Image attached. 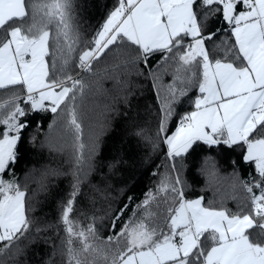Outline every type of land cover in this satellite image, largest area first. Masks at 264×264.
Returning a JSON list of instances; mask_svg holds the SVG:
<instances>
[{"label":"snow or ice","instance_id":"obj_1","mask_svg":"<svg viewBox=\"0 0 264 264\" xmlns=\"http://www.w3.org/2000/svg\"><path fill=\"white\" fill-rule=\"evenodd\" d=\"M213 7V14L222 8L226 31L234 38V43L226 39L215 46L223 49L215 59L206 46L221 31L208 26L206 10ZM157 54L162 73L150 65ZM101 61L114 78L120 69L144 75L142 63L154 87L167 74L169 61L175 65L153 145L154 150L167 147L164 172L122 226L129 205L115 214L106 239L101 235L104 217L73 218L82 178L93 169L98 148V138L90 146L84 143L79 102L88 87L84 74H96ZM197 80L194 110L182 115L169 135L173 104ZM121 84L127 87L126 80ZM0 91L7 96L0 101V264H20L19 241L35 226L26 190L15 178L4 179L18 162V143L29 126L22 118L30 111H50L56 118L49 128L63 120L65 134L73 139L74 183L57 223L64 236L52 253L59 252L60 264H264V222L257 224V219L264 221V0H117L91 39L77 22L75 0H0ZM157 93L160 99L158 87ZM136 135L145 137V130ZM198 142L209 149L246 146L243 161L254 162L259 177L241 182L250 207L232 212L212 202L205 206L203 197L186 198L177 160ZM212 169L215 175L214 163ZM153 204L166 208L154 212ZM45 230L36 227L38 234ZM52 257L46 264H55Z\"/></svg>","mask_w":264,"mask_h":264},{"label":"trees","instance_id":"obj_2","mask_svg":"<svg viewBox=\"0 0 264 264\" xmlns=\"http://www.w3.org/2000/svg\"><path fill=\"white\" fill-rule=\"evenodd\" d=\"M75 3L77 22L85 38L91 39L116 6L117 0H75ZM206 11L210 13V30L221 29L206 46L212 52L213 59L221 58L223 49H216L215 46L226 39L234 43V38L226 31L229 26L223 20L222 8L219 14H213L214 7ZM189 42L190 37L185 40V44ZM161 59L159 54L153 56L150 65L162 73L163 69H158L157 65ZM105 66L106 61H101L93 70L96 74H84L88 87L83 100L79 102L84 114V143L90 146L98 138V148L93 169L86 178H82L73 218L83 220L84 216L91 217L93 214L104 217L101 235L106 239L112 234L111 220L115 214L125 204L129 205L120 221L122 226L132 216L133 209L144 200L145 194L155 189L160 174L164 172L161 165L165 162L167 147L161 144L154 150L153 145L157 143L156 131L162 116L161 99L166 95L167 86L173 82L175 65L169 61L167 74L156 81L160 99L157 87L153 86V80L147 75L148 70L142 63L139 67L143 69L144 75H138L135 71L126 73L120 69L118 78H114L115 73H105ZM125 80L127 87L121 84ZM198 83L197 80L189 86L187 95L173 104L174 116L168 121L169 135L176 129L177 119L194 108V100L200 95ZM3 99H7V96L0 91V101ZM55 118L50 111H30L26 118H22V122L26 120L29 126L22 130V140L18 143V162L9 168L12 178L20 184L21 190L27 192L29 215L35 224L26 237L19 241V247L23 249L22 255L18 257L20 264H46L52 257L54 246L58 248L64 236L63 226L58 228L57 223L61 205L69 198L74 183V152L73 139L64 132L65 121L62 120L56 129L49 128ZM140 129H144L145 137L151 139L137 136ZM245 151L244 145L231 148L220 145L209 149L203 142H198L190 154L183 160H177L186 198L203 197L205 206L212 202L232 212L246 204L250 207L248 194L241 182H254L253 178L258 180L259 177L256 175L255 163L243 161ZM87 152L86 148L85 156ZM213 163L215 175L211 174ZM46 169L49 170L47 174ZM51 170H56L58 174H51ZM165 208L161 204L157 209L153 204L152 211L160 213ZM139 216H143V210ZM84 222L86 224L88 221ZM49 225L52 227L48 228ZM36 227L46 230L38 234ZM116 231H119V226ZM254 231L260 229L257 227ZM52 259L55 264H60L59 252Z\"/></svg>","mask_w":264,"mask_h":264},{"label":"rangeland","instance_id":"obj_3","mask_svg":"<svg viewBox=\"0 0 264 264\" xmlns=\"http://www.w3.org/2000/svg\"><path fill=\"white\" fill-rule=\"evenodd\" d=\"M12 173H11V169H8V171L4 174V179L8 180V179H12Z\"/></svg>","mask_w":264,"mask_h":264},{"label":"crops","instance_id":"obj_4","mask_svg":"<svg viewBox=\"0 0 264 264\" xmlns=\"http://www.w3.org/2000/svg\"><path fill=\"white\" fill-rule=\"evenodd\" d=\"M241 7H242V5H241ZM195 99H196V98H195ZM194 101H195V100H194ZM192 110H194V108H193ZM192 110H191V111H192ZM174 131H175V130H174ZM174 131H173V132H174ZM246 151H247V149H246ZM246 151H245V153H246ZM194 199H195V198H194ZM262 222H264V221H260V223H262Z\"/></svg>","mask_w":264,"mask_h":264},{"label":"built area","instance_id":"obj_5","mask_svg":"<svg viewBox=\"0 0 264 264\" xmlns=\"http://www.w3.org/2000/svg\"><path fill=\"white\" fill-rule=\"evenodd\" d=\"M179 120H180V118H178V119H177V122H176V127L178 126Z\"/></svg>","mask_w":264,"mask_h":264}]
</instances>
